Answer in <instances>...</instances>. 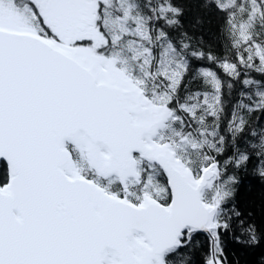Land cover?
Returning <instances> with one entry per match:
<instances>
[{
    "label": "snow or ice",
    "instance_id": "snow-or-ice-1",
    "mask_svg": "<svg viewBox=\"0 0 264 264\" xmlns=\"http://www.w3.org/2000/svg\"><path fill=\"white\" fill-rule=\"evenodd\" d=\"M0 264H264V0H0Z\"/></svg>",
    "mask_w": 264,
    "mask_h": 264
},
{
    "label": "trees",
    "instance_id": "trees-1",
    "mask_svg": "<svg viewBox=\"0 0 264 264\" xmlns=\"http://www.w3.org/2000/svg\"><path fill=\"white\" fill-rule=\"evenodd\" d=\"M193 15H194V13H193ZM205 28H208L209 27V25H207V24H205V26H204Z\"/></svg>",
    "mask_w": 264,
    "mask_h": 264
}]
</instances>
